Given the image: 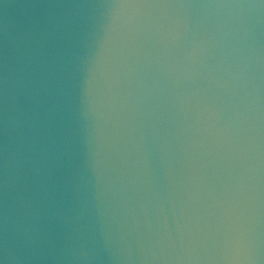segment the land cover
<instances>
[{
	"label": "water",
	"instance_id": "95a60500",
	"mask_svg": "<svg viewBox=\"0 0 264 264\" xmlns=\"http://www.w3.org/2000/svg\"><path fill=\"white\" fill-rule=\"evenodd\" d=\"M0 264H264V0H0Z\"/></svg>",
	"mask_w": 264,
	"mask_h": 264
}]
</instances>
